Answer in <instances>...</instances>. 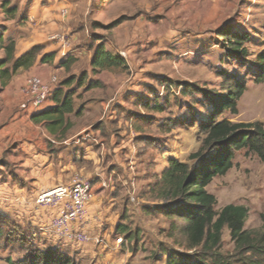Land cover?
I'll return each mask as SVG.
<instances>
[{
    "label": "rangeland",
    "instance_id": "obj_1",
    "mask_svg": "<svg viewBox=\"0 0 264 264\" xmlns=\"http://www.w3.org/2000/svg\"><path fill=\"white\" fill-rule=\"evenodd\" d=\"M5 8H16L13 17ZM233 34L241 36L236 52L229 42ZM0 37V60L3 46L14 40L16 56L19 49L37 45L40 58L52 48V61L38 62L52 65L60 54L62 62L57 66L72 64L78 75L89 70L88 60L99 48L124 59V67L98 73L105 83L123 89L129 84L136 87L129 96L136 112L124 117L134 114L132 124L136 132L144 134L140 140L146 143L148 153L138 165L135 190L130 195L124 192L121 221L112 229L122 226L127 239L134 240L128 244L132 254L127 255L125 264L185 262L184 255L192 251L186 248L182 233L184 220L175 213L180 202L166 200L155 183L169 157L198 163V159L188 158L203 138L193 120H202L216 109L226 94L224 86L236 80L245 88L236 112L225 109L218 120L264 121V81L254 79L256 55L264 51V0H0ZM25 71L17 70L5 83L0 78V117L8 91L5 86ZM223 71L230 76L224 78ZM65 72L58 69L54 75L61 81ZM155 106L163 110L157 111ZM174 119L179 124L172 125ZM206 190L215 196L216 210L229 203L246 206L244 227L252 232L261 230L264 163L255 153L247 148L236 150L232 167L213 177ZM119 236L125 243L126 237ZM52 250L62 253L65 264H107L92 243L66 244L52 234L0 215V264H31L37 251ZM233 251L234 243L223 228L220 252Z\"/></svg>",
    "mask_w": 264,
    "mask_h": 264
},
{
    "label": "crops",
    "instance_id": "obj_2",
    "mask_svg": "<svg viewBox=\"0 0 264 264\" xmlns=\"http://www.w3.org/2000/svg\"><path fill=\"white\" fill-rule=\"evenodd\" d=\"M30 48L19 49L17 56ZM51 51L54 50L49 48L42 56ZM95 53L88 60L89 70L81 71H86L85 84L70 86L75 90L74 108L81 109V113L67 115L72 125L63 135L50 134L42 123L32 120L33 114L54 106L50 98L35 110L30 105L22 109L20 104L26 101L23 88L29 76L48 81L55 71L64 69L66 78L77 77L79 71L72 64L68 69L65 65L57 66L62 62L60 54L54 57L52 65L38 62L40 58H37L19 79L5 86V92L8 91L0 117V213L37 230L39 224L48 222L51 213L33 204L41 190L69 184L76 178L89 179L92 195L81 228L92 236L103 237V244L88 243H92L101 257L104 254L102 258L107 264H125L127 255L132 254L128 244L134 240L129 241L127 233H122L125 243L118 245L114 238L121 234L113 231L112 225L117 226L121 221L124 192L130 195L135 190L138 165L148 152L146 143L140 140L144 134L136 132L132 124L134 114L124 117L135 111L129 98L136 87L129 84L123 89L105 83L98 73L103 70L92 71ZM166 166L163 164L162 172Z\"/></svg>",
    "mask_w": 264,
    "mask_h": 264
},
{
    "label": "trees",
    "instance_id": "obj_3",
    "mask_svg": "<svg viewBox=\"0 0 264 264\" xmlns=\"http://www.w3.org/2000/svg\"><path fill=\"white\" fill-rule=\"evenodd\" d=\"M5 12L13 17L16 8H5ZM232 36L234 39L229 42L235 47L233 51H239L240 43L237 39L241 36L238 34ZM3 49L0 78L5 83L17 70L31 67L37 60L41 48L34 45L16 56L15 42L9 40ZM52 59L51 54L40 57L41 62H51ZM91 64L93 71H99L124 67V59L120 55L99 48ZM63 65L68 69V63ZM256 66L258 72L254 79L256 82H262L264 81V51L257 53ZM223 72L224 78L230 76V73ZM85 75V73L77 77L72 75L59 81L50 96L54 106L33 114L32 120L35 123H42L50 134L63 135L72 125L67 115L81 113V109L74 108L75 90L70 86L73 82L76 86L82 85ZM244 88V84L236 80L233 84L224 86L226 94L220 97L216 109L209 111L202 120H193L194 124H198L203 138L198 149L190 153L188 158L198 159V163L190 164L170 158L159 180L155 183L156 186L160 185L166 200L180 202V208L175 213L184 220L182 233L186 248L192 251L191 254L184 255L185 262L177 261L173 264H264V214H261L263 221L261 230L249 231L244 227L248 215L246 206L229 203L216 210L217 200L206 190V186L213 177L224 175L232 167V157L236 150L247 148L264 163V121L232 122L217 119V116L225 109L236 112V103ZM155 107L157 111L163 110L161 106ZM171 124L177 125L179 122L174 119ZM160 212L168 214L164 210ZM178 227L175 226V228ZM223 228H227L229 237L234 243L233 253L220 252ZM116 231L120 234L126 233L122 226L117 227ZM10 264L18 263L11 261ZM31 264H65V257L58 250L37 251Z\"/></svg>",
    "mask_w": 264,
    "mask_h": 264
},
{
    "label": "built area",
    "instance_id": "obj_4",
    "mask_svg": "<svg viewBox=\"0 0 264 264\" xmlns=\"http://www.w3.org/2000/svg\"><path fill=\"white\" fill-rule=\"evenodd\" d=\"M58 83L55 75L48 81L36 75L29 76L23 88L26 101L20 104V108L27 109L30 105L33 110L37 109L50 98ZM91 195V180L86 178H76L69 184L41 190L34 197L33 204L36 208L51 210V213L48 222L39 224L37 230L42 234H52L66 244H103V237L92 236L81 228L87 219V204ZM115 242L118 245L124 243L121 236L116 237Z\"/></svg>",
    "mask_w": 264,
    "mask_h": 264
}]
</instances>
